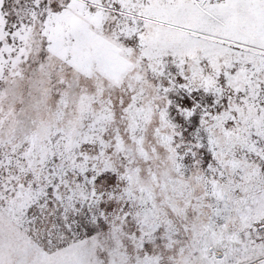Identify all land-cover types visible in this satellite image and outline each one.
I'll return each instance as SVG.
<instances>
[{"label":"snow or ice","instance_id":"1","mask_svg":"<svg viewBox=\"0 0 264 264\" xmlns=\"http://www.w3.org/2000/svg\"><path fill=\"white\" fill-rule=\"evenodd\" d=\"M0 264H264V0H0Z\"/></svg>","mask_w":264,"mask_h":264}]
</instances>
